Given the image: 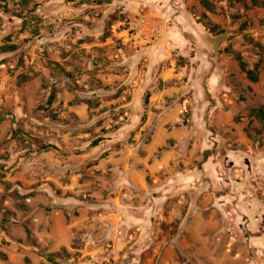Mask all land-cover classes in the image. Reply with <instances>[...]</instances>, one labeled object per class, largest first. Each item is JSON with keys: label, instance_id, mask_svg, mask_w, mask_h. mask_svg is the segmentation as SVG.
I'll use <instances>...</instances> for the list:
<instances>
[{"label": "rangeland", "instance_id": "rangeland-1", "mask_svg": "<svg viewBox=\"0 0 264 264\" xmlns=\"http://www.w3.org/2000/svg\"><path fill=\"white\" fill-rule=\"evenodd\" d=\"M259 111L264 0L0 1V264H264Z\"/></svg>", "mask_w": 264, "mask_h": 264}, {"label": "trees", "instance_id": "trees-1", "mask_svg": "<svg viewBox=\"0 0 264 264\" xmlns=\"http://www.w3.org/2000/svg\"><path fill=\"white\" fill-rule=\"evenodd\" d=\"M0 1H3V0H0ZM34 6H36V5L34 4ZM241 66H242V69L245 70L247 75H249L251 77V79H255V77L252 76V74H253V70L252 69H246L244 63H241ZM255 69H257V67H255ZM259 117H261V118L264 117V114H263L262 111H259ZM98 142H99V140L93 141V145H96ZM43 148H47V147H43Z\"/></svg>", "mask_w": 264, "mask_h": 264}]
</instances>
